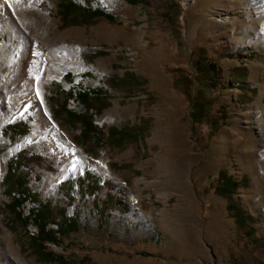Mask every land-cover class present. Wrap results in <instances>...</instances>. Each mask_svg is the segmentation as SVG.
I'll list each match as a JSON object with an SVG mask.
<instances>
[{"label": "rangeland", "instance_id": "374dc122", "mask_svg": "<svg viewBox=\"0 0 264 264\" xmlns=\"http://www.w3.org/2000/svg\"><path fill=\"white\" fill-rule=\"evenodd\" d=\"M72 1L77 9L67 14L61 0H31L32 7L44 11L47 25L43 36L23 33L36 45L43 38L64 36L66 44L60 40L59 45L62 51L71 49L70 56L49 55L27 41L0 61L4 177L7 162L19 156L36 199L78 218V231L48 250L63 256L64 264H264V49L247 43L264 27V0ZM173 2L178 5L169 9ZM95 10L115 20L90 19ZM226 14L232 21L224 30L215 18ZM9 42V34L0 32V44ZM203 53L220 70L219 88L191 91L193 96L202 91L212 96L217 131L205 122L192 128V111L172 72L184 69L198 87L201 81L192 68ZM67 73L83 88L109 93L105 108L93 119L105 133L111 127L139 125L146 132L121 147L83 144L77 137L81 125L54 112L58 105L53 97L63 86L71 87ZM44 74L50 78L43 97L59 132L104 172L90 167L52 187L65 166L46 144L31 143L11 153L38 131L37 113L18 117L15 105L28 89L35 95ZM128 74L133 80L122 88L110 85V78ZM70 107L83 111L74 103ZM222 171L240 183L228 196L219 192ZM86 173L100 184L96 194L81 192L79 181ZM3 180L0 264H61L37 260L30 234L8 208L11 198ZM66 181L74 186L73 202ZM32 206L37 204L26 203L25 211ZM238 210L246 214L242 222Z\"/></svg>", "mask_w": 264, "mask_h": 264}, {"label": "trees", "instance_id": "16d2710c", "mask_svg": "<svg viewBox=\"0 0 264 264\" xmlns=\"http://www.w3.org/2000/svg\"><path fill=\"white\" fill-rule=\"evenodd\" d=\"M142 0H129L131 4L141 3ZM63 5L62 10L67 14L77 9V5L72 0H61ZM177 2H173L169 9L176 7ZM90 19L95 17H105L114 21L115 17L104 13L100 10L89 12ZM193 70L198 73V79L201 81L199 86L195 85V77L191 76L184 69L180 67L172 68V72L177 75L175 79V87L180 90L189 104L192 116V128H196L198 124L208 123L213 126L212 129L217 131L219 129V119L211 116L210 109L213 106L212 96L202 92L200 96L192 95V88H206L218 89L220 70L217 68V64L210 62L207 59L206 53H203L199 59L193 64ZM133 77L128 74L127 78H110V85L114 88H122L129 83V79ZM64 78L71 85L69 90L61 89V92L53 97V101L57 102L58 108L55 115L58 117L62 113H66L68 121L71 125L80 124V134L77 136L81 142L85 145L90 143H97L99 145H109L113 147H121L126 142L135 140L137 137H141L145 132L141 125L134 127L117 128L111 127L105 133L104 130L98 127L94 122V116L99 114L106 106V102L109 99V93L104 88H83L81 84L74 82V74L67 73ZM133 80V78H131ZM200 98H204V102L199 101ZM82 106L83 111H76L71 108L70 105ZM195 108V109H194ZM19 124H14L13 127H18ZM22 135V133H19ZM23 161L20 157L11 159L7 162L8 172L6 173L3 186L5 188V194L11 198V202L8 204V208L12 214L15 215L17 222L22 228L30 234V246L37 256L39 262L65 263L63 256H57L54 252L49 251V245H59L63 238L68 237L70 234L77 232L79 228L77 216H69L65 209L61 212L55 210L54 207L47 201L39 202L36 199V195L32 193L29 188L28 179L24 169ZM123 167V166H120ZM119 167V168H120ZM86 179L79 181L81 192L90 191L91 194H96L99 191V182L90 177V174L86 173ZM219 180L222 182V189L219 192L223 196H228L237 190L240 183L237 182L234 177L228 175V173L222 171L219 173ZM87 182V183H86ZM71 181H66L64 184L68 187L70 193L74 191V186ZM63 184V185H64ZM85 195V194H84ZM73 193L69 197L73 202ZM30 202L31 204H37L29 208L28 212L25 211L24 205ZM235 209V208H234ZM239 212V213H238ZM238 216L242 220L246 218L244 211L238 210ZM249 235L252 234V229H249ZM143 256H150L149 254H142ZM84 264H94L87 263Z\"/></svg>", "mask_w": 264, "mask_h": 264}, {"label": "bare ground", "instance_id": "6f19581e", "mask_svg": "<svg viewBox=\"0 0 264 264\" xmlns=\"http://www.w3.org/2000/svg\"><path fill=\"white\" fill-rule=\"evenodd\" d=\"M23 1L24 0H0V32L8 33L10 37V45L6 46L0 44V61L7 57L9 58L15 46L27 44L23 42L28 41L36 45V43H32L33 40L31 38L28 39V36L24 37V32L38 36L44 35L43 28L47 25L44 11L39 7H32L31 0H28L24 5ZM231 21V16L226 14L224 17L215 18V25H220L225 30L230 25ZM52 25L54 28L57 27L56 23ZM44 39L45 38H43L40 45H36L42 52H49V55L57 57H61V54L63 55L64 53H66L67 57L71 55V49L66 52L65 47H63L64 51L60 48V46L62 47L61 44L59 45L60 40H63L62 44H66L64 36L63 38L58 36L48 41ZM247 43L251 46L262 45L264 49V27L258 35L249 38ZM57 48L61 50L58 52ZM57 71V69L54 70L53 76L56 75ZM49 78V75L46 76V74L42 76L36 87L35 95L32 94L33 96H31V91L26 89L27 91L24 92V95H21L19 99H17L15 105L18 112L17 116L22 117L28 112H36L37 120L35 125L38 131L13 149L11 153L31 143H38L40 145L46 144L48 146V152L56 156L65 166L62 172L55 176L54 180L50 183L49 186L53 187L69 177L82 173L87 168L97 167L98 165L89 160L85 154L76 151L71 142L66 140L59 132V125L53 120L47 102L43 97V85L49 81ZM254 109L255 115L257 117L261 116V108L256 106ZM98 168L103 172L105 171L102 167L98 166ZM6 171V167L0 163V184Z\"/></svg>", "mask_w": 264, "mask_h": 264}, {"label": "crops", "instance_id": "0c3cea01", "mask_svg": "<svg viewBox=\"0 0 264 264\" xmlns=\"http://www.w3.org/2000/svg\"><path fill=\"white\" fill-rule=\"evenodd\" d=\"M63 89H65V87L63 86Z\"/></svg>", "mask_w": 264, "mask_h": 264}]
</instances>
